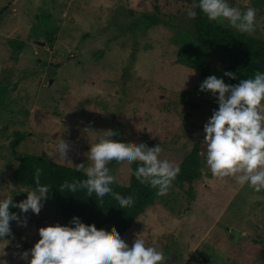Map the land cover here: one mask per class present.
<instances>
[{
    "label": "rangeland",
    "instance_id": "374dc122",
    "mask_svg": "<svg viewBox=\"0 0 264 264\" xmlns=\"http://www.w3.org/2000/svg\"><path fill=\"white\" fill-rule=\"evenodd\" d=\"M253 1L229 3L256 9L255 31L243 33L264 40V9ZM193 3L0 0V86L8 89L0 102V194L14 202L26 198L22 190L30 187L13 174L27 152L69 166L86 164L91 138L85 128L96 134L115 129L113 139L125 143H160L161 157L178 165L196 145L204 156L203 126L218 104L199 85L213 74L228 83L229 61L196 41L186 14ZM144 13L161 22L148 30L135 26ZM7 38L24 44L16 59ZM19 130L27 135L13 146ZM59 138L70 145L66 160L54 151ZM111 169L116 184H129L131 165L113 161ZM209 172L192 185H171L122 238L131 244L138 234L164 253L165 264H246L249 246L264 245V190ZM24 218L26 224L10 221L0 264H27L21 254L39 239L38 229L65 224L44 201L38 214L29 210Z\"/></svg>",
    "mask_w": 264,
    "mask_h": 264
},
{
    "label": "clouds",
    "instance_id": "9594fccd",
    "mask_svg": "<svg viewBox=\"0 0 264 264\" xmlns=\"http://www.w3.org/2000/svg\"><path fill=\"white\" fill-rule=\"evenodd\" d=\"M210 21L226 22L228 26L245 33L255 31L256 9L248 6L241 10L229 0H194L186 10L190 18L197 16L196 9ZM225 76L236 74L225 71ZM200 91H210L218 108L203 126V142L206 147L204 163L213 177H234L236 182L247 185L255 192L264 190V71L240 79L238 83H225L222 77L207 76L199 85ZM83 131L91 138L86 153L87 163L76 164L82 179L66 180L60 187L68 192L84 190L87 196L102 200L112 197L121 208L133 206L132 195L120 196L113 185L116 176L108 166L115 161L119 165L136 164L132 174L143 184L156 189L157 195H165L180 167L167 158H162L160 143L149 146L144 142L125 143L113 139L115 129H104L99 134L91 129ZM70 145L59 138L54 151L66 160ZM41 169L33 175L34 186L27 190L25 199L14 202L12 195L0 194V241L7 240L11 233L10 221L26 224L10 206L20 213L31 210L38 214L50 185L41 183ZM138 220V219H137ZM39 239L21 255L27 264H165L164 253L146 244L138 234L131 244L113 229L109 234L94 223H85L73 216L67 224L59 222L38 229Z\"/></svg>",
    "mask_w": 264,
    "mask_h": 264
},
{
    "label": "trees",
    "instance_id": "16d2710c",
    "mask_svg": "<svg viewBox=\"0 0 264 264\" xmlns=\"http://www.w3.org/2000/svg\"><path fill=\"white\" fill-rule=\"evenodd\" d=\"M253 6L264 9V0H254ZM197 16L193 18V29L196 41L206 50H220L229 61V70L236 74V78L228 77V84L238 83L240 79L252 76L256 71H264V40L249 36L230 27L222 26L215 21H210L199 9ZM161 22L157 14L144 13L141 20L135 26L141 25L148 30L151 26ZM13 58L16 59L24 44L14 38H7ZM8 89L0 86V102L7 95ZM1 129V126H0ZM27 132L15 131L11 142L17 146L23 141ZM205 157L201 153L200 145H196L180 162V172L172 185L183 187L188 183L192 185L208 173L204 163ZM112 162L109 164L111 169ZM36 168L41 169V183L50 185L47 197L43 200L52 206L60 215L65 224L71 221L73 216H78L85 223H94L98 228L105 229L109 234L117 230L121 236L133 226L136 219L154 203L157 191L147 184L140 183L132 174L136 164H131L130 182L126 186L113 185L114 191L120 196L132 195L134 204L126 209L119 207L110 196L102 200L93 196H87L84 190L77 193L68 192L60 186L66 181L82 179L83 173L76 171V167L55 162L44 155L25 153L20 158L18 166L14 170L13 178L20 185L33 187V175ZM210 174V172H209ZM10 212H16L21 217L19 208L10 206ZM249 257L244 260L246 264H253L261 258L264 262V245L257 248L254 245L248 248Z\"/></svg>",
    "mask_w": 264,
    "mask_h": 264
}]
</instances>
